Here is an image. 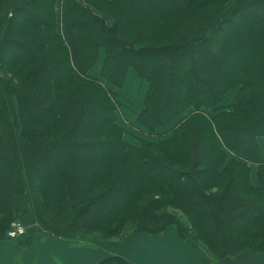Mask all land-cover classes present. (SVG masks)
Returning a JSON list of instances; mask_svg holds the SVG:
<instances>
[{
    "label": "trees",
    "instance_id": "1",
    "mask_svg": "<svg viewBox=\"0 0 264 264\" xmlns=\"http://www.w3.org/2000/svg\"><path fill=\"white\" fill-rule=\"evenodd\" d=\"M228 1L0 0V241L27 194L33 230L53 237L175 225L219 259L264 251V0ZM59 25L75 31L76 54ZM130 68L148 83L137 121L150 134L195 107L170 137L125 139L113 87ZM235 85L232 111H204ZM161 195L186 222L163 214Z\"/></svg>",
    "mask_w": 264,
    "mask_h": 264
},
{
    "label": "crops",
    "instance_id": "2",
    "mask_svg": "<svg viewBox=\"0 0 264 264\" xmlns=\"http://www.w3.org/2000/svg\"><path fill=\"white\" fill-rule=\"evenodd\" d=\"M128 76L119 92L126 88L132 90ZM126 119L136 121L137 114L128 108ZM131 141L138 143V138L133 136ZM17 207L24 210L20 220L26 225L27 233L0 241V264H96L111 255H123L132 264H264V251L255 249L215 259L203 248L188 243L175 225L159 233H136L134 239L121 244H117L121 242L117 239L85 243L79 239L53 237L47 230H33L35 219L28 204L21 203Z\"/></svg>",
    "mask_w": 264,
    "mask_h": 264
},
{
    "label": "rangeland",
    "instance_id": "3",
    "mask_svg": "<svg viewBox=\"0 0 264 264\" xmlns=\"http://www.w3.org/2000/svg\"><path fill=\"white\" fill-rule=\"evenodd\" d=\"M79 1H84V0H79ZM233 0H229L227 2V5L230 4V2H232ZM91 6V5H90ZM93 7V6H92ZM94 8V7H93ZM58 9H60V4H58ZM97 12H100L106 19V21L109 23V24H113L114 23V18L103 12V11H98L96 8H94ZM241 17V16H239ZM65 27H63L62 25H59V28H58V31L60 33H63L64 36L66 37L67 39V42L69 43V48H70V51L74 54H76V51H75V47H76V35H75V31L72 30V29H67L65 31ZM226 29H229L226 27ZM104 57H105V50L101 49L100 50V53H99V57H98V61H97V64H96V67H95V71L93 72L94 75L98 76V74L100 73L101 71V68H102V64H103V60H104ZM135 71V70H134ZM134 71L133 69H129L128 70V73H129V76H128V80L130 79V82L128 84H130L131 86V89L133 90H124V92H119L120 91V87H113V89L117 92L118 94V101H119V105H118V109H117V114H118V123L121 125L123 124V128L125 130V133H124V137L126 140H128L130 143L134 144V145H140L142 144V142L144 140H147V141H159L161 138H168L171 136V130L172 128L179 124L180 122H182L186 117H188L190 114H192L194 111H195V107L194 106H189L188 108H186L181 114H179L173 121H171L169 124L165 125L163 128H161L160 130V134L159 135H152L149 133L148 129L145 128L144 126H142L136 119V121H132V119H130L131 123L129 120H127L126 118L128 117V108L132 109L133 112H135L137 115L138 113L142 110L143 108V102H144V98L146 96V93H147V90H148V83L143 80L142 78L138 77L137 74L135 75L134 74ZM136 73V72H135ZM240 85H235L231 88H229L225 95H224V98L215 106H212V107H205L204 108V111L209 114L210 116H213L214 114H216L217 112L219 111H232L235 104L237 103V94H238V91L240 89ZM122 88V87H121ZM129 95V96H128ZM125 119V120H124ZM137 137L138 138V143L137 142H132L131 141V138L132 137ZM260 140L262 141L260 146H261V149H262V152L264 154V138L261 137ZM252 181L254 182L255 185H258L259 183V179H258V168H257V165L253 164L252 165ZM167 195H161L160 196V200L162 202H164V204L161 206L160 210H162L163 214H173L175 213L176 216H178L180 219H182L183 221L186 222V217L184 215V213H182V211L180 209H178V207H174V206H169L167 204V201L169 199H172V198H167L166 197ZM28 204V208H30V201H29V198H28V195L27 194H16L14 196V201H13V207L15 209H17V211L22 214L24 212V210H19L20 208L17 207V205L19 204ZM31 211V210H30ZM32 213V212H31ZM130 227H126V231L124 233V235H127L129 234L130 236H128L127 238L123 237V238H119L117 239V241H121L117 244H121V243H125L126 241H129L131 239H134L133 235L136 234H132L130 232ZM140 233V232H138ZM147 233V232H146ZM78 239V238H77ZM85 239L84 241H86L85 243H87L88 241H92V240H116V238H113V239H100L94 235H92L91 237H85L83 238ZM125 241V242H124ZM112 243V242H110ZM189 243V242H188ZM198 244L199 246H201V248H203L204 250H206V252H208L209 254L212 255V257H214L215 259H218L214 252H212L211 250H209L207 248V246L205 245V242L203 240H200L198 241ZM123 256V255H121ZM125 257V256H123Z\"/></svg>",
    "mask_w": 264,
    "mask_h": 264
},
{
    "label": "built area",
    "instance_id": "4",
    "mask_svg": "<svg viewBox=\"0 0 264 264\" xmlns=\"http://www.w3.org/2000/svg\"><path fill=\"white\" fill-rule=\"evenodd\" d=\"M27 233L26 225L20 219H14L10 223V227L7 231L9 238H17Z\"/></svg>",
    "mask_w": 264,
    "mask_h": 264
},
{
    "label": "bare ground",
    "instance_id": "5",
    "mask_svg": "<svg viewBox=\"0 0 264 264\" xmlns=\"http://www.w3.org/2000/svg\"><path fill=\"white\" fill-rule=\"evenodd\" d=\"M261 142H262V141L260 140V144H261Z\"/></svg>",
    "mask_w": 264,
    "mask_h": 264
}]
</instances>
